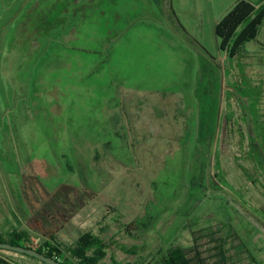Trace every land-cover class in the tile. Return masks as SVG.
<instances>
[{
    "label": "rangeland",
    "instance_id": "374dc122",
    "mask_svg": "<svg viewBox=\"0 0 264 264\" xmlns=\"http://www.w3.org/2000/svg\"><path fill=\"white\" fill-rule=\"evenodd\" d=\"M242 1L0 0V233L264 264V23L215 36Z\"/></svg>",
    "mask_w": 264,
    "mask_h": 264
},
{
    "label": "trees",
    "instance_id": "16d2710c",
    "mask_svg": "<svg viewBox=\"0 0 264 264\" xmlns=\"http://www.w3.org/2000/svg\"><path fill=\"white\" fill-rule=\"evenodd\" d=\"M71 0H60L61 6H67ZM264 23V2L253 5L242 1L237 3L226 18L216 25L215 36L220 39L219 52L227 53L235 57L246 42L256 38L259 27ZM39 236L40 243L34 242L33 235L28 229H12L0 233V242L9 243L34 249L41 254L54 258L64 264H100L107 256L104 247H95L94 237L87 234L76 243L66 249H61L54 242V237ZM65 252H64V251ZM179 258V262L177 259ZM112 260H114L112 258ZM170 264H191L183 249H177L170 253ZM0 264H45L44 262L26 254H20L10 250L0 249ZM118 264V263H116Z\"/></svg>",
    "mask_w": 264,
    "mask_h": 264
},
{
    "label": "water",
    "instance_id": "95a60500",
    "mask_svg": "<svg viewBox=\"0 0 264 264\" xmlns=\"http://www.w3.org/2000/svg\"><path fill=\"white\" fill-rule=\"evenodd\" d=\"M0 249L10 250V251H14V252H17L20 254L29 255L31 257H34V258L44 262L45 264H64V263H62V262H60L54 258L48 257L44 254H41L34 249H28V248H24L21 246H14V245H11L9 243H1L0 242Z\"/></svg>",
    "mask_w": 264,
    "mask_h": 264
},
{
    "label": "crops",
    "instance_id": "0c3cea01",
    "mask_svg": "<svg viewBox=\"0 0 264 264\" xmlns=\"http://www.w3.org/2000/svg\"><path fill=\"white\" fill-rule=\"evenodd\" d=\"M254 5V4H253ZM255 5H257V4H255Z\"/></svg>",
    "mask_w": 264,
    "mask_h": 264
}]
</instances>
